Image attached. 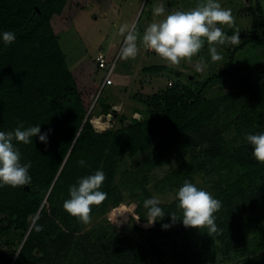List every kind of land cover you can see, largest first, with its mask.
I'll return each instance as SVG.
<instances>
[{
    "label": "rangeland",
    "instance_id": "1",
    "mask_svg": "<svg viewBox=\"0 0 264 264\" xmlns=\"http://www.w3.org/2000/svg\"><path fill=\"white\" fill-rule=\"evenodd\" d=\"M204 0H67L61 12L51 19V29L65 55L76 81V96L82 103L85 118L106 129L120 127V117L131 121L144 117L151 109L150 99L177 80L188 84L193 79H205L226 71L207 88L206 99L214 100L217 109L207 114L200 124L177 136L169 143H156L150 150L136 156H125L113 191L100 205H91V223L69 222L63 208L70 186L87 176L91 166L68 165L65 177L52 191L50 188L43 202V229L49 240H57L61 246L59 255L48 264H85L107 250L130 249L143 256L137 264H186L183 256L192 251L189 245L172 229L182 222L177 193L184 181L175 186L157 188L158 183L175 170H183L191 157L208 146L225 145L236 133L235 120L247 123L250 113H264V15L258 0H218L223 8L231 9L234 24L218 25L227 35L239 34V44L215 45L223 59L213 62L209 45L204 47L191 63L181 61L170 65L154 50L138 41L139 53L135 59L123 60L119 55L124 37L119 33L123 24L135 25L142 37L145 29L164 16H155L152 9L163 3L166 13L172 10L189 11ZM263 15V16H262ZM246 36L258 37L238 50ZM104 54L115 66L113 82L102 87L107 69H100L96 57ZM203 61L201 71L197 61ZM156 66L158 69H150ZM190 79V80H189ZM103 88V89H102ZM116 109V116L106 114L104 107ZM238 108L240 109L238 111ZM259 112L257 116L260 117ZM255 115V114H254ZM264 120V117H261ZM257 120L254 117L253 123ZM224 142V143H221ZM238 145L243 141H237ZM233 163L222 158L208 163L186 180L198 189L211 194L214 186L232 171ZM145 193L141 199V193ZM155 197L161 201L165 213L162 220L147 225L146 199ZM170 213L177 219L172 221ZM38 213L28 219L26 231L14 227L0 233V264H15L22 246L35 224ZM8 215L0 214V227L7 226ZM139 219V220H137ZM168 224L170 227L163 228ZM251 235V234H249ZM202 245V242H200ZM202 251L201 264H264V250L241 256L226 254L224 244L207 240ZM198 251V249L196 250ZM101 255H100V253ZM30 264V263H27Z\"/></svg>",
    "mask_w": 264,
    "mask_h": 264
},
{
    "label": "trees",
    "instance_id": "2",
    "mask_svg": "<svg viewBox=\"0 0 264 264\" xmlns=\"http://www.w3.org/2000/svg\"><path fill=\"white\" fill-rule=\"evenodd\" d=\"M66 2L0 0V131L14 130L18 122H23L25 127L40 125L41 134H48L47 144L38 135L27 145L14 142L21 163L31 162V183L0 186V214L8 215L7 226L0 227L1 234L12 227L26 231L29 217L38 213L15 264H48L61 253L57 240L51 242L44 229L37 232L35 226H43L45 196L63 180L66 166L79 167V161L83 160L91 166L87 176L102 170L106 179L100 191L109 195L115 187L122 158L148 151L156 143L173 141L217 109L214 100L206 99L205 92L229 68L205 79H189L188 84L180 80L170 83L150 99L152 107L144 117L129 121L121 116L120 127L98 131L96 128L105 127L92 124L90 117L85 120L82 103L76 96V81L51 29L52 16L61 12ZM5 31L15 33L14 43L3 42ZM244 38L238 50L259 40L254 36ZM104 110L106 114L117 115L110 106L106 105ZM261 110L255 111V115L250 113L251 120L257 118L254 123L250 119L247 123L235 120L236 133L224 141L225 145L208 146L194 154L183 170L173 171L158 183L157 188L175 186L217 159L233 163L231 173L214 186L212 193L222 203L221 209L214 213L220 234L210 236L206 228L185 227L183 223L172 229L193 250L183 256L186 264L203 262L202 246L207 240H220L226 254L245 256L264 250V163L253 157V147L245 138L247 134L264 133ZM237 141L243 143L238 145ZM144 195L142 192L141 199ZM65 218L69 222L78 219L66 211ZM129 250H107L104 255L99 252L101 256L92 264H137L143 260L141 254Z\"/></svg>",
    "mask_w": 264,
    "mask_h": 264
},
{
    "label": "clouds",
    "instance_id": "3",
    "mask_svg": "<svg viewBox=\"0 0 264 264\" xmlns=\"http://www.w3.org/2000/svg\"><path fill=\"white\" fill-rule=\"evenodd\" d=\"M152 12L155 16H164L159 22L151 23L141 37L137 27L123 24L119 33L124 37L119 55L123 60L135 59L139 53L138 41L147 48L154 50L170 65L179 66L181 61L192 62L205 45H209V54L213 62L223 59L215 45L239 44V34L227 35L218 25L232 26L234 17L231 9L221 6L218 0H204L189 11L172 10L165 16L166 8L163 3L157 4ZM3 42L10 45L15 42L14 32L5 31ZM203 61H197L196 70L201 71ZM39 136V140L47 144V133L41 134L40 125L25 127L18 122L11 131H0V186H25L31 183L29 169L31 162L21 163V154L15 143L25 145L32 143V137ZM246 140L253 147L252 155L260 163H264V133L247 134ZM15 142V143H14ZM81 166L85 161H79ZM106 176L102 170L94 175L82 177L77 184L70 186V198L64 201L63 208L71 216L76 217L85 225L91 223V205H100L107 198V193L100 191ZM178 207L182 210V222L185 227L197 229L206 228L210 236L220 234L214 213L218 212L222 203L215 199L210 192L198 189L188 180L178 190ZM161 201L155 197L146 199L144 207L147 211V225H153L157 220L165 217L159 206ZM172 221L177 219L175 213H170ZM139 220V219H137ZM167 229L168 224L162 225ZM35 231H43L42 225H36Z\"/></svg>",
    "mask_w": 264,
    "mask_h": 264
},
{
    "label": "built area",
    "instance_id": "4",
    "mask_svg": "<svg viewBox=\"0 0 264 264\" xmlns=\"http://www.w3.org/2000/svg\"><path fill=\"white\" fill-rule=\"evenodd\" d=\"M96 61H97V65L100 69H107L108 72L105 76V79L103 81V85L102 87H106V86H109V84H112L113 82V76H114V69H115V66L113 64H109L108 61L106 60L104 54H100L96 57ZM102 88V89H103Z\"/></svg>",
    "mask_w": 264,
    "mask_h": 264
},
{
    "label": "crops",
    "instance_id": "5",
    "mask_svg": "<svg viewBox=\"0 0 264 264\" xmlns=\"http://www.w3.org/2000/svg\"><path fill=\"white\" fill-rule=\"evenodd\" d=\"M264 15V0H258Z\"/></svg>",
    "mask_w": 264,
    "mask_h": 264
},
{
    "label": "water",
    "instance_id": "6",
    "mask_svg": "<svg viewBox=\"0 0 264 264\" xmlns=\"http://www.w3.org/2000/svg\"><path fill=\"white\" fill-rule=\"evenodd\" d=\"M113 111L115 112V111H116V109L114 108V109H113ZM85 120H86V118H85ZM91 123L93 124L92 120H91Z\"/></svg>",
    "mask_w": 264,
    "mask_h": 264
},
{
    "label": "bare ground",
    "instance_id": "7",
    "mask_svg": "<svg viewBox=\"0 0 264 264\" xmlns=\"http://www.w3.org/2000/svg\"><path fill=\"white\" fill-rule=\"evenodd\" d=\"M93 122V121H92Z\"/></svg>",
    "mask_w": 264,
    "mask_h": 264
}]
</instances>
